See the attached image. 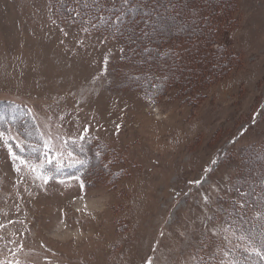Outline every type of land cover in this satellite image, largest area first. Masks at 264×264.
I'll use <instances>...</instances> for the list:
<instances>
[{
  "label": "rangeland",
  "instance_id": "rangeland-1",
  "mask_svg": "<svg viewBox=\"0 0 264 264\" xmlns=\"http://www.w3.org/2000/svg\"><path fill=\"white\" fill-rule=\"evenodd\" d=\"M238 5V25L219 43L233 47L243 66L196 104L154 103L129 86L118 40L59 20L49 0H0V109L13 104V122L29 115L36 130L61 137L48 153L55 167L59 152L69 164L81 134L104 140L120 159L83 189L72 175L45 185L0 143V264H186L196 250L179 233L199 232L204 196L212 199L209 214L228 208L234 193L215 187L237 186L247 172L245 149L264 144V0Z\"/></svg>",
  "mask_w": 264,
  "mask_h": 264
},
{
  "label": "trees",
  "instance_id": "trees-1",
  "mask_svg": "<svg viewBox=\"0 0 264 264\" xmlns=\"http://www.w3.org/2000/svg\"><path fill=\"white\" fill-rule=\"evenodd\" d=\"M49 1L52 15L59 20H68L66 18L69 13L60 6L58 0ZM238 4L239 0H159L160 6L152 15L150 22L148 24L141 22L139 25V28L149 31L150 41H139L137 45H129L126 40L117 39L120 46L126 49L135 48L140 52L145 46L149 48L148 53L121 60L119 67L125 72L129 86L141 91L154 103L164 98L199 103L211 85L224 81L237 67L243 66V61L238 58L233 47L219 43L221 36L231 32L238 25ZM117 7H120L119 0H117ZM101 14L110 17L109 23L115 21V15L106 10L102 13L95 11L90 13L92 17H95L91 22L99 24L97 30L111 37L114 29H109L107 24H100L99 15ZM140 15L142 13L137 15V19ZM72 19L81 26L91 27V24L85 23L87 16ZM150 26H153L155 30L150 29ZM125 55L131 56V53L126 52ZM149 56L151 60L148 59ZM142 59L145 62L141 64ZM136 76L139 79H132ZM0 107L3 106L0 105ZM4 107L10 112L0 109V116H3L4 120L10 117L13 122L14 118L11 114L14 113L13 107L15 106L5 103ZM28 118L29 120L13 122L12 126L24 140L40 145L35 121L29 115ZM0 123L3 122L0 121ZM28 123L34 124L29 131L32 133L31 136H27L25 130L16 125L21 124L23 128H26ZM79 143L85 149L83 153L79 152L76 144L71 145L70 149L80 158L85 159L87 164L83 167L78 165L75 168L64 166L56 175L79 176L85 186H91L96 182L100 183V175L104 178L105 173H113L110 162L119 163L120 159L119 155L114 154L109 148V144L102 139L91 141L88 137ZM10 145L13 151L21 157L30 158L29 150L21 152L12 142ZM38 152L40 151L31 154L33 163H39V159L43 158ZM241 157L247 172L245 178L237 186L244 191L248 190L244 181L258 179L263 172L264 144L248 146ZM44 167L55 172L54 165L48 164ZM256 168L257 170L260 168V171L254 172ZM247 176L250 179H246ZM259 191L257 187V192ZM255 210V206L249 209L245 219L251 220ZM232 214L236 217L235 213ZM245 227L251 228L252 224L245 225Z\"/></svg>",
  "mask_w": 264,
  "mask_h": 264
},
{
  "label": "snow or ice",
  "instance_id": "snow-or-ice-1",
  "mask_svg": "<svg viewBox=\"0 0 264 264\" xmlns=\"http://www.w3.org/2000/svg\"><path fill=\"white\" fill-rule=\"evenodd\" d=\"M58 3L69 13L66 19L71 23H75L73 17L87 16L88 19L85 20V23L91 24L93 29H98L99 24L91 22L95 19L90 15L92 11L102 13L106 10L115 15V21L109 23L110 17L101 14L99 15V22L100 24H107L109 29H114L111 39H124L129 45H137L139 41H150L149 31L139 28V25L141 22L148 24L152 15L160 6L159 0H119L120 7H117V0H70V4L69 0H58ZM140 13L142 15L137 19V15ZM52 23L55 24L56 21L53 20ZM81 31L88 32V28H82ZM60 32L63 33L64 37L69 35L64 28H60ZM63 42L61 40V43ZM118 51L122 54L121 59H131L142 55V53H148L149 48L145 46L138 52L135 48L126 49L121 46ZM126 52L131 53V56L125 55ZM105 59L107 60V56ZM148 59L151 60V56ZM144 62L143 59L140 61L141 64ZM132 79H139V77H132ZM29 112H31L30 109ZM27 114L25 113V115ZM0 121L3 122L0 123V143L8 146V152L12 159L14 161L19 160L21 164L26 165L28 170L34 174V178L41 180L45 185L48 184L49 179H55L56 174L64 167L62 163L64 152L58 153L61 160H57L55 172L45 169L43 163L35 164L31 159V154L36 153L41 145L20 140L18 133L12 126V121L4 120L3 116H0ZM116 127L119 128L120 126L116 125ZM86 131L87 127H85ZM37 132L42 141L43 151L41 156L47 157V163L51 164L53 158L48 156V153L54 148L53 140L61 139V137H54L50 129L46 133L39 131V129H37ZM25 134L27 136L32 135L27 129H25ZM84 139V135L81 134L78 140L73 141L79 147L80 153L85 151L83 145L79 143ZM13 140L18 141L16 147L21 152L25 151L23 145L28 143L29 159L21 157L12 150L9 142ZM61 146L67 147V140H64ZM67 157L70 161L68 167L76 165L83 167L87 164L85 159L74 155L72 151L67 152ZM16 171H20L19 167L16 168ZM74 179L79 180L80 177L76 176ZM60 182L63 183V181ZM244 182L247 184L248 190L242 191L240 187L234 185L215 187L217 193L225 191L226 194L234 193V195L228 197V208L220 204L211 214H209L208 209L212 204V199L210 196H204V215L200 217L201 229L199 232L195 237L187 235L185 231L179 233L180 237L184 238L186 243L193 245L196 250V253L187 259L186 264H264V172L258 179L245 180ZM195 183L200 184V181H195ZM84 186V182L81 181V189ZM257 187L260 189L259 192H257ZM217 200L222 201L224 197L217 195ZM254 206L256 210L252 219H245L247 211L253 209ZM225 213L229 216L235 213L238 221L231 219V222H229L227 219H222ZM248 224H252V227H245ZM160 235L163 236L164 232H161ZM149 264H151V261H149Z\"/></svg>",
  "mask_w": 264,
  "mask_h": 264
},
{
  "label": "bare ground",
  "instance_id": "bare-ground-1",
  "mask_svg": "<svg viewBox=\"0 0 264 264\" xmlns=\"http://www.w3.org/2000/svg\"><path fill=\"white\" fill-rule=\"evenodd\" d=\"M77 204H78V206H82V202L80 200Z\"/></svg>",
  "mask_w": 264,
  "mask_h": 264
}]
</instances>
